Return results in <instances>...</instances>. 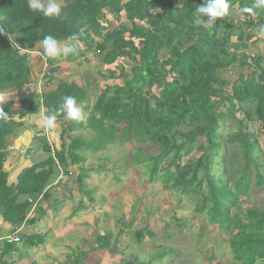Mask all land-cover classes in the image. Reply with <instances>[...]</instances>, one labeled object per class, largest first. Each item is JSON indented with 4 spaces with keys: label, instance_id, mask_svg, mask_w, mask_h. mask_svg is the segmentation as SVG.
Returning a JSON list of instances; mask_svg holds the SVG:
<instances>
[{
    "label": "trees",
    "instance_id": "obj_1",
    "mask_svg": "<svg viewBox=\"0 0 264 264\" xmlns=\"http://www.w3.org/2000/svg\"><path fill=\"white\" fill-rule=\"evenodd\" d=\"M62 1L57 18L33 11L29 0H0V93L25 92L18 103L5 102L8 120L0 121L2 222L14 231L35 224L44 215L43 209L35 211L37 200H49L54 191L48 188L59 171L71 176L69 168L84 163L82 150L98 151L104 142L119 139L132 145L130 161L145 165L149 183L160 180L168 190L195 201L196 211L208 224L218 226L217 239L227 243L235 261L264 264V198L250 200L252 191L264 189V55L257 48L256 54L248 52L257 34L264 41V8H255V0H229V15L207 29L195 23L196 9L207 0ZM243 7H253L246 19L240 13ZM236 17L242 22L235 25L231 20ZM74 34L83 46L80 55L92 53L106 67L105 73L99 71L102 79L120 80L121 85L106 86L96 96L89 122L95 136L87 141L78 135L67 143L76 124L64 121L63 97H75L78 105L86 107V87L56 78L60 70L56 58L43 53L41 42L52 35L73 44L68 38ZM29 52H39L38 68L30 63ZM122 61L130 64L129 72L120 64L115 75L112 68ZM40 69L45 82L39 95L32 82ZM234 69L247 70L249 75L232 81L224 73ZM40 109L54 114L61 128L56 148L53 132L50 137L45 134L43 121L39 120L40 127L24 123ZM227 119L233 120L235 131L221 139V122ZM22 130L27 142L29 131H34L36 148L45 158L24 168L16 184H8L4 165L10 139ZM145 145L152 153L145 151ZM26 149L28 154L32 150L27 145ZM80 167L78 184L86 178ZM221 231L226 240L221 239ZM145 235H151L147 228L133 233L138 243ZM43 243V235L22 240L25 248ZM96 244L97 249L109 247L105 236H98ZM2 245L0 264H9L5 256L18 248L14 243ZM172 252L162 251L153 259ZM208 259L213 260L210 251Z\"/></svg>",
    "mask_w": 264,
    "mask_h": 264
},
{
    "label": "rangeland",
    "instance_id": "obj_2",
    "mask_svg": "<svg viewBox=\"0 0 264 264\" xmlns=\"http://www.w3.org/2000/svg\"><path fill=\"white\" fill-rule=\"evenodd\" d=\"M45 5L48 0H42ZM63 5L62 0H57ZM235 12V11H233ZM233 15L235 13H232ZM254 22L256 18L253 17ZM115 24L118 22L114 19ZM232 22L235 25L242 22L236 17ZM243 28V27H242ZM245 29V27H244ZM264 29V28H261ZM238 32V31H236ZM260 39V40H256ZM256 44H252V43ZM248 52L256 54V48L264 55V41L262 35H256L249 42ZM82 44L79 45L78 54L68 56L61 55L56 58V66L60 70L55 74L56 78L75 81L86 87L88 101L86 107L79 105L83 110L84 118L76 121L64 118L66 124H73L75 128L69 133L70 139L80 135L84 139H90L95 133L89 128L91 106L96 96L106 86L121 85L120 80L105 81L99 75V71L105 73V66L92 53H85ZM39 53L30 52V63H35ZM123 62V61H122ZM120 64L125 65L129 72L130 64L124 61L117 63L112 69L115 75L119 73ZM37 71V70H36ZM35 74L32 82L33 89L41 87L45 82L44 70L40 69ZM226 76L235 80L241 74L249 75L247 70H227ZM88 82H87V78ZM49 86L48 89H53ZM47 89V88H45ZM2 94L7 100L12 99L18 103L24 98V90L18 92L5 91ZM40 112V111H39ZM42 112L24 120L27 127H35L40 124ZM236 117H239L237 115ZM224 120V119H223ZM221 122L219 136L223 139L227 134L235 131L233 120L227 119ZM51 128L53 132L51 140L55 148L61 143L58 139L61 128ZM253 131L256 129L252 128ZM30 141L26 140L25 130L20 131L10 139L8 157L5 163L10 179L17 177L19 172L28 165L36 164L44 160L45 155L41 149H37L39 143L33 138L34 131H29ZM51 132L46 133L49 137ZM21 141L18 143V141ZM34 142L36 143H33ZM263 140V139H262ZM27 142V144H26ZM26 145L32 149L29 154ZM102 149L98 151L81 152L85 158L83 168L86 170V178L82 184H77L78 166L70 170L72 176L61 175L62 179L57 187V198L60 199L64 192L68 199L61 206L43 201L41 206L44 215L36 223V235L44 236V243L35 248H25L22 243L15 247L18 250L11 255H22V261L17 259L15 264H241L234 260L226 242L217 239L218 226L208 224L203 214L196 211L195 201L187 196L179 195L173 190L165 188L160 180L149 183L144 172L145 165L135 166L131 163L129 153L132 145L120 143L119 139L113 142H104ZM144 149L151 152L149 145ZM27 153V155H25ZM192 155L195 156L193 152ZM264 160V157H263ZM234 174V170L230 171ZM264 173V169H262ZM80 185V186H78ZM70 186V187H69ZM73 186V187H72ZM68 188L69 190H65ZM251 202H260L264 198V189L252 191ZM56 209V210H54ZM33 215V214H31ZM147 228L151 235H145L138 243L133 233ZM204 231L206 236L200 233ZM221 231V239L226 236ZM105 236L109 241V247L97 249L96 238ZM210 239V242L207 240ZM173 251L163 259H153L162 251ZM210 251L213 260L208 259ZM20 262V263H19Z\"/></svg>",
    "mask_w": 264,
    "mask_h": 264
},
{
    "label": "clouds",
    "instance_id": "obj_3",
    "mask_svg": "<svg viewBox=\"0 0 264 264\" xmlns=\"http://www.w3.org/2000/svg\"><path fill=\"white\" fill-rule=\"evenodd\" d=\"M29 7L33 11L42 13V15L45 17H57L58 18L61 15V5H60V3L57 2V0H48L46 5H45V3L42 2V0H29ZM254 7L257 9L264 8V0H255ZM229 11H230L229 0H207L206 3H203L202 5H200L196 9V12L199 14V18L195 21V23L197 25L202 24L205 28L211 29L212 26L216 23V20L218 18H223V17L228 16ZM240 13H241L242 18L246 19L247 16L245 14H252L253 13V7H243L242 9H240ZM204 17H206L207 19H203ZM262 30H264V29H262ZM83 31H84V29H81L80 34H83ZM68 39L70 41H73L74 43L73 44L62 43L61 41H59L54 36L46 35L41 42L42 48H43V53L48 58H51V59L58 58L61 55L66 57L70 54H73V55L78 54V48H79V44H80L79 39H78V35L74 34V35L70 36ZM32 53H34V52H32ZM36 53H39V52H36ZM29 54H30V52H29ZM39 56H40V54H39ZM38 94L40 95V91H38ZM6 101H7V96L0 93V121H7L8 120V114L3 111V105L5 104ZM60 107H61V110L65 113L66 118H68V119L79 121V120H82L84 118L83 110L77 104L75 97H72V96L63 97V102H62ZM40 112H42V115H40V118L43 121L42 127H44V132L46 134L49 131H51V128H53L55 126L57 127L56 116L54 114L49 115L47 113H44L43 109H40ZM38 127H40V126L38 125ZM86 140L89 141V140H91V138L86 139ZM48 142L51 143L50 140H48ZM93 148L82 150L81 152L91 151V150H93ZM81 155H82V153H81ZM83 158H84V156H83ZM84 161H85V158H84ZM83 164L84 163H81L80 165H75V166H78V168H79L78 170H76L77 172L81 171L80 166L81 165L83 166ZM72 167H70L69 170ZM4 168H5V166H4ZM80 173L78 172L77 175H80ZM61 175H64V174L61 171H59V173L56 175L53 183L49 186L48 189H50V188L53 189L55 185L59 184L58 179L59 180L62 179ZM85 176H87L86 173H85ZM8 179H9V177H8ZM58 188L59 187H57L55 191H57ZM42 199H43L42 197H39L37 201L41 202ZM34 205H36V203ZM33 210H34V207H33L31 212H34ZM30 216H31V214L29 215V217ZM23 226H21V227H23ZM34 235H36V234H34ZM9 236H13V237L18 238L19 241L14 243V245L22 243L21 237H19L17 234H10V235L5 236V237H0L2 239V241L0 242L1 247L3 246L2 245L3 242L8 243V241L5 240V238L9 237ZM43 236H45V234H43Z\"/></svg>",
    "mask_w": 264,
    "mask_h": 264
},
{
    "label": "crops",
    "instance_id": "obj_4",
    "mask_svg": "<svg viewBox=\"0 0 264 264\" xmlns=\"http://www.w3.org/2000/svg\"><path fill=\"white\" fill-rule=\"evenodd\" d=\"M38 61V60H37ZM37 61L35 60V63L37 64ZM24 137H26L25 135H24ZM21 141V139L18 141V143ZM31 165V164H30ZM30 165H28V166H30ZM28 166H26V167H28ZM6 168V167H5ZM7 169V168H6ZM18 176V175H17ZM8 183L9 184H16L17 183V177L16 178H14V179H10V177H9V179H8ZM70 187V186H69ZM73 187V186H72ZM54 189V188H53ZM53 189H52V192H53ZM65 190H69L68 188H65ZM59 191V190H58ZM58 191H55L54 190V193L52 194V199H51V203L53 204V205H55V208H56V206H61V205H63L64 204V201L65 200H67L68 199V196L66 195V193L67 192H64L63 194H62V196H61V198L60 199H58L57 198V192ZM43 201H41L40 203H39V205L38 206H36V208H35V211H38V210H41V209H43L42 208V206H41V203H42ZM45 202V201H44ZM54 210H56V209H54ZM40 215V214H39ZM34 216V214L33 215H31L30 216V218H32ZM37 223V222H36ZM36 223L35 224H33V225H24L23 227H20V229H19V232H18V236L19 237H21L22 238V240H24V238L26 237V236H30V235H34V234H36L35 232V230H36ZM33 229H35V230H33ZM12 231H14V229L11 227V226H9V225H6L4 222H2V220L0 219V237H5V236H8V235H10V234H13L12 233ZM35 231V232H34ZM46 235V234H45ZM22 255H17V256H13V255H9V256H5V260H7V262L9 263V264H15V263H12L13 261H17V259H20V261H22ZM20 263V262H19ZM21 263H23V261L21 262Z\"/></svg>",
    "mask_w": 264,
    "mask_h": 264
},
{
    "label": "built area",
    "instance_id": "obj_5",
    "mask_svg": "<svg viewBox=\"0 0 264 264\" xmlns=\"http://www.w3.org/2000/svg\"><path fill=\"white\" fill-rule=\"evenodd\" d=\"M5 240H7L8 243H16L19 241L17 237H13V236L6 237ZM1 241H2V239L0 238V242Z\"/></svg>",
    "mask_w": 264,
    "mask_h": 264
},
{
    "label": "bare ground",
    "instance_id": "obj_6",
    "mask_svg": "<svg viewBox=\"0 0 264 264\" xmlns=\"http://www.w3.org/2000/svg\"><path fill=\"white\" fill-rule=\"evenodd\" d=\"M19 229H20V228H17V229L13 232V234H18Z\"/></svg>",
    "mask_w": 264,
    "mask_h": 264
}]
</instances>
